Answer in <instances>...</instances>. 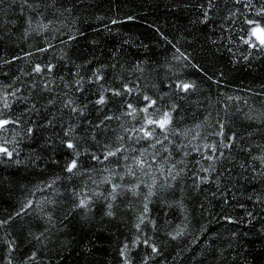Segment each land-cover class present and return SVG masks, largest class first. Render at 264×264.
I'll return each mask as SVG.
<instances>
[{
    "label": "snow or ice",
    "instance_id": "6c2138e0",
    "mask_svg": "<svg viewBox=\"0 0 264 264\" xmlns=\"http://www.w3.org/2000/svg\"><path fill=\"white\" fill-rule=\"evenodd\" d=\"M221 3L173 0L172 8L190 12V24L217 51L222 49L228 54L230 63L238 64L242 59L250 64L251 58L264 57V38L259 43L252 39L264 36V0H223V7ZM87 8L83 0H0V47L34 37L42 41L33 46L35 52L23 53L24 66L16 74L4 73L0 79V164L27 169L50 162L60 168L54 178L32 186L31 194L40 193L41 199L26 198L18 212L0 219V264H52L56 258L62 262L63 251L79 246V242L60 240L57 233L65 235L74 220L82 230L96 227L92 209L100 200L101 223L129 214L132 217L128 235L114 249L115 264H183L178 258L186 249L178 248L172 255L168 248L185 237L187 216L175 227L168 217L174 208L186 213L185 200L193 195L203 196L201 213L208 214L212 221L230 226L243 224L246 228L243 236L234 227L226 229L228 234L224 236L219 232L209 234L202 225L201 235L191 243L204 235L208 240L193 260L199 257L198 264H255L245 238L259 241L264 254V142L253 145L257 133L264 141V86L255 93L260 109L249 105L248 100L243 106L232 104L233 99L240 101L241 97H225L222 92L215 102L211 96L206 104L197 100L206 114L187 127L184 104L202 93L195 80L186 79L177 69L193 68L217 86L224 82V71L209 75L178 46L179 40L173 42L157 29L160 39L173 49L175 63L165 59L172 75L165 76L167 83L161 81L156 96L149 95L139 83L151 64L147 44L141 45L146 60L126 51L129 40L122 37L100 56L95 50L86 55L72 48L77 37L84 35L77 25H85L97 35L103 32L120 36L121 20L107 17L104 22V17L96 16L100 24L93 26L87 16L80 15ZM126 19L132 21L135 17L127 15ZM225 24L230 28L226 29ZM226 30L229 35L224 37ZM217 31L227 44L208 37V32ZM53 41H58L59 48ZM236 44L244 48L234 50ZM9 55L10 59L0 56V64L11 66L22 59ZM213 103L218 107L215 120L210 111ZM237 118L242 121L240 131L234 126ZM113 122L119 131L111 127ZM205 128L206 134L202 132ZM61 150L62 162L56 156ZM242 180L259 181L261 187H254L242 200L238 195ZM58 184L69 197V207L59 219L55 216ZM213 202L219 205V211ZM236 208L242 209L243 215L236 216L232 211ZM30 212L44 222V227L36 232L28 228L29 244L21 252L13 233L6 229L21 214ZM49 245L57 249L52 254ZM91 254L87 247L79 252L83 257Z\"/></svg>",
    "mask_w": 264,
    "mask_h": 264
},
{
    "label": "trees",
    "instance_id": "16d2710c",
    "mask_svg": "<svg viewBox=\"0 0 264 264\" xmlns=\"http://www.w3.org/2000/svg\"><path fill=\"white\" fill-rule=\"evenodd\" d=\"M83 2L88 8L87 12L80 13L82 18L87 16L93 26H98L100 22L95 20L96 16L104 17V22H107V17H115L122 21V24L118 26L120 36H108L103 32L97 35L90 28L81 24L77 25V27L83 30L84 35L77 37L72 48L86 55H90L95 50L96 55L100 56L102 52L107 51V48L117 44L122 37L123 39L129 40V45L125 46L126 51L138 55L140 59L146 60L148 56L145 55L146 50L141 48V45L147 44L149 46L147 51H149L151 57V64L144 72L139 83L149 95L156 96L161 81L167 83L165 76L172 75V72L165 65V59L173 64L175 63V61H172L173 49L169 44L160 39L159 33L156 31L157 29L165 33L169 40H173V42L179 40L180 43L178 46L192 57L193 62L203 66L209 75L214 72L218 75V70L224 71V82L217 86L215 83L208 81L203 73L193 68L177 69V71H182L185 74L186 79L195 80L202 93L201 95L193 96L191 101L184 104V108L187 109V112L183 113L185 115L184 124L187 127H192L198 120L203 119V116L206 114L203 108L197 105L196 101H203L206 104V98L211 96L215 102L221 98V92L225 94V97L229 95L241 97L240 101L233 99L232 104L243 106L244 100H248L249 105L256 109L261 108L260 100L255 93H259L261 87L264 86V57H253L251 58L250 64L244 62L242 59L238 64L230 63L228 54L222 49L217 51L216 47L210 44L205 35L197 31L196 26L190 24L189 21L193 18L190 12L173 10V0H83ZM221 7H223V0ZM241 11L245 10L241 8ZM89 13L91 15H88ZM127 15H132L135 19L128 21L126 19ZM242 20L243 18L241 17L235 28L232 29V35L236 34V30L239 28V23ZM109 27H112L114 32L116 31V27L111 25ZM225 28L229 29L230 25L225 24ZM228 35L229 31L226 30L223 36L227 37ZM208 37L217 40L218 43L227 44L226 40L221 39V33L219 31L215 32V34L208 32ZM64 38L61 37V39ZM252 39L256 43H259L260 39L258 37H253ZM93 41L97 42L96 45H93ZM38 43H42V41L39 37H34L27 42L24 40H15L12 44H5L3 47H0V56L4 58L10 59L11 56L9 54L22 57L21 60L14 61L11 66L0 64V79H3L4 73L16 74L18 69L24 66L23 53L25 51L35 52L33 46ZM53 43H56L59 48L58 41H53ZM243 48L244 45L242 44L234 45V50ZM246 51L251 50L248 49ZM237 54L239 55V52ZM129 59H132L133 63L135 62L131 56ZM153 67L156 68L155 72L151 71ZM124 75L128 76V73L125 72ZM136 75L140 74L137 73ZM129 79H133L134 83L136 82L134 77L129 76ZM153 84L157 85V88H154ZM222 108L223 105L221 104L219 106L221 115H223ZM244 110L247 111V107ZM210 111L213 120H215L218 111L215 103H213ZM243 123L246 124L247 122ZM241 124L242 121L237 118L234 126L238 131L241 130ZM111 127L119 131L116 122H113ZM202 132L206 134L207 129H202ZM262 142L264 141L261 140L260 134L257 133L253 139V145ZM48 155H52V152L49 151ZM56 156L61 162L63 161L62 150L57 152ZM59 172L60 168L50 162H45L40 168L28 167L27 169L24 166L5 167L0 164V219H6L8 215L18 212L20 204L26 198L41 199L42 195L40 193H37L35 196L31 194L32 186L38 184L41 180L48 181L54 178ZM75 183L79 185L81 181H75ZM57 187L60 195L56 197L58 204L55 208V216L59 219L69 207V197L64 195V188L61 185L58 184ZM238 187H240L238 195L244 200L247 194L253 191L254 187L260 188L261 185L259 181L245 183L242 180ZM48 195H52V193H48ZM176 195L178 198L180 195L179 189H177ZM202 200L203 196H189L185 200L186 213H182L178 208L170 210L171 214L168 219L172 222L173 227L177 224H182L185 221V216H187V231L185 237L179 242H173L171 247L168 248V251L172 255H175L178 248L186 249L178 258L183 261V264H198L200 258L197 257V260H193V257L206 247L208 236H201V239L196 240L195 243H191V241L196 236L201 235L200 228L202 225L209 229V234L219 232L224 236L228 234L225 231L228 228L234 227L242 236L246 230L243 224L230 226L224 222L217 224L215 221H212L208 214L201 213L200 205ZM102 203V200L97 201L92 209L95 213L96 227L92 229L84 228L82 230L78 220H74L65 229V235L57 233L60 240L75 239L79 242V246L72 245L70 248L65 249L62 253V262L59 258H56L52 264H86V262L87 264H115L116 253L114 249L128 235L132 217L129 214L127 217L121 216L111 222L104 219L103 223H101L102 217L99 208ZM213 205L215 210L219 211V205L216 202H213ZM153 207L158 209L159 205H154ZM247 207L250 210L252 209L250 203L247 204ZM232 211H234L236 216L243 215L242 209L236 208ZM153 214L156 215L155 212ZM160 220L162 223V213L160 214ZM29 227L32 228L33 232L37 230L43 231L44 222L42 220L38 221L35 213L30 212L26 216L21 214L20 218L12 223L11 228L6 229L13 233V238L20 244L21 252L27 249L29 244ZM0 235H2V232H0ZM245 240L248 247L253 250L255 264H264V254H261L262 250L259 241H255L252 237H247ZM85 247L92 250L91 256L83 257L79 255V252ZM49 249V254L57 250L52 249L51 245H49ZM171 258L169 256V260ZM249 259L251 261L252 257L250 256Z\"/></svg>",
    "mask_w": 264,
    "mask_h": 264
},
{
    "label": "rangeland",
    "instance_id": "374dc122",
    "mask_svg": "<svg viewBox=\"0 0 264 264\" xmlns=\"http://www.w3.org/2000/svg\"><path fill=\"white\" fill-rule=\"evenodd\" d=\"M259 39H262V38H264V36H257Z\"/></svg>",
    "mask_w": 264,
    "mask_h": 264
}]
</instances>
